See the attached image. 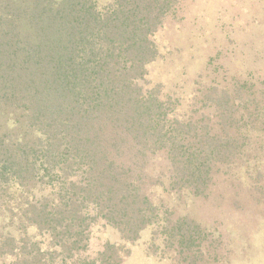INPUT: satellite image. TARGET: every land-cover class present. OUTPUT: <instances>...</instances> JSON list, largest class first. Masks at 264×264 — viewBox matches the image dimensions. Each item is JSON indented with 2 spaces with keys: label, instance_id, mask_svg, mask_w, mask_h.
<instances>
[{
  "label": "trees",
  "instance_id": "16d2710c",
  "mask_svg": "<svg viewBox=\"0 0 264 264\" xmlns=\"http://www.w3.org/2000/svg\"><path fill=\"white\" fill-rule=\"evenodd\" d=\"M171 5L0 0V264H123L114 242L90 254L98 226L133 242L156 225L182 253L212 235L156 196L199 197L242 155L233 116H182L145 88Z\"/></svg>",
  "mask_w": 264,
  "mask_h": 264
},
{
  "label": "rangeland",
  "instance_id": "374dc122",
  "mask_svg": "<svg viewBox=\"0 0 264 264\" xmlns=\"http://www.w3.org/2000/svg\"><path fill=\"white\" fill-rule=\"evenodd\" d=\"M153 38L159 53L145 88L158 86L182 116H233L228 129L242 155L217 164L199 197L156 194L169 218L187 211L206 227L203 243L182 253L156 225L133 242L98 226L89 252L109 241L123 264H264V0H172Z\"/></svg>",
  "mask_w": 264,
  "mask_h": 264
}]
</instances>
